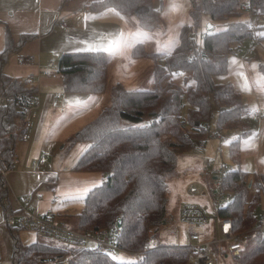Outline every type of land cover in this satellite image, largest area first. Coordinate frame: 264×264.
<instances>
[{
  "label": "trees",
  "instance_id": "obj_1",
  "mask_svg": "<svg viewBox=\"0 0 264 264\" xmlns=\"http://www.w3.org/2000/svg\"><path fill=\"white\" fill-rule=\"evenodd\" d=\"M240 2L193 0L192 23L182 27L179 43L170 52L153 53L137 44L132 55L152 60L155 87L128 89L117 83L111 88V104L69 139L73 146L88 144L71 170L103 174L102 184L82 196L83 206L73 228L114 230L122 219L116 242L123 250L142 251L154 240L158 245L142 261L121 262L96 249H72L41 241L36 235V241L25 243L21 230L7 226L13 242L11 264H53L62 259H66L65 264H188L195 253L192 248L164 243L160 232L175 221L170 214V185L178 174V160L205 140L216 113L211 110L210 94H214L216 109L220 110L216 113L217 132L238 131L228 146L235 168L223 180L224 189L233 199L220 208L219 218L232 221L234 234L246 232L257 222L256 207L264 196V176L250 174L241 167L243 141L252 133L249 109L231 81H218L229 73L236 48L252 35V21L240 20ZM107 8L136 15L144 30L153 32L158 27L161 9L154 7V0H95L87 10L101 12ZM248 8L251 16L264 18V0H248ZM202 14L216 25L200 34ZM190 30L196 32L194 37L188 35ZM38 36L23 34L16 43L7 29L5 47L0 52V97L7 98L0 106V203L5 217L14 211L2 169L8 172L14 168L17 142L11 133L37 89L23 77L6 74L4 67L12 54L21 52ZM108 64L109 56L103 50L64 53L58 61V78L65 93L101 95L108 90ZM259 69L264 76V63ZM174 72L187 75L185 88L172 80ZM245 236L242 250L234 256L237 264H264V235L251 232ZM226 255L222 251V257Z\"/></svg>",
  "mask_w": 264,
  "mask_h": 264
},
{
  "label": "rangeland",
  "instance_id": "obj_2",
  "mask_svg": "<svg viewBox=\"0 0 264 264\" xmlns=\"http://www.w3.org/2000/svg\"><path fill=\"white\" fill-rule=\"evenodd\" d=\"M199 1L200 0H196V2ZM154 5L161 10L159 12L158 27L153 32L142 29L138 25V17L136 15H124L126 21L123 18L125 27V33L123 36H126V40L123 45H120L122 44L120 43L117 45L116 49L113 50V53L108 55L109 64L107 92L102 95L69 94L72 96L71 98L76 99L72 106H77L76 104H78V107L82 106L85 109L80 120L70 114L71 108L68 105L69 98H67L69 95L64 92L60 96L58 94L60 107H50L48 114L46 115L44 128L42 129V132L45 134L42 136L46 138L43 147V155L46 154L45 156L47 159L52 158L55 163L65 165L67 167L74 165L77 162L84 150L88 147V144L78 143L73 146L72 142L68 140V138L77 134L82 127L94 119L104 107L111 104V88L114 85L122 83L128 89L140 90H152L155 87L152 60L145 58L135 59L131 56L130 49L133 50L137 43H140L145 46L148 51L153 53H167L172 51V49H174L179 43V36L182 27L186 24L192 23L191 11L193 9V0H154ZM244 7H248V0H241L240 2L239 10L243 13L240 20H250V22L252 21V23H256L259 26L257 32H261V34L264 35V29L262 28L264 18L260 15L251 16L252 14L250 10H246ZM116 12L117 14H120L118 11ZM134 19L137 21L136 24H134ZM211 23L212 21L209 16L202 14V30L207 29L208 25ZM201 27L199 28L200 31ZM190 31L192 34L189 36L194 37L196 32L194 30ZM244 46L249 47L250 44L245 42ZM255 48V53L249 56L251 58L250 67L252 72L254 71L253 81L255 86L249 84V88L247 90L248 94L243 95V102L249 109L248 117L252 133L243 141L241 167L245 172L250 174L258 173L264 176V104H260L264 102V94L261 93L264 91V76L258 66L259 63H264V41L257 44ZM244 73L247 74V72ZM185 75V73L174 72L172 80L176 84L184 86L185 88ZM218 81L226 82L223 81V78H219ZM188 82L193 84L191 79H189ZM209 98L212 112H217L214 94H210ZM257 113H260L263 116L262 120L255 117V114ZM182 114H186V108ZM216 115L217 114L214 113L209 125L210 130L217 132ZM60 132L64 135V137L57 140V136ZM237 134L238 131L219 134L228 141L220 143L218 140H207L205 148H200L199 144L201 142H199L190 152L178 160V174L171 179L172 181L170 185L172 193L170 201V214L175 218V221L172 224L165 226V228L160 232L161 240H163L164 243L173 246L193 245V242L189 241L187 238L186 225H181V233L176 237L170 235V230L174 224L177 223L181 206L184 203L191 202L201 204L206 207L207 210H210L211 205L207 201V198L189 195L187 191L188 186L194 182L205 184L209 188L214 186L211 181V172L207 169V165L210 162H222L225 165L233 164L228 155V146L231 139L236 137ZM211 147H213L212 150L209 149ZM39 159H37L36 162L40 161ZM189 168L192 170H187ZM59 197L60 198L54 202L55 208L51 214L57 221H64L73 227L76 223V214L83 206L81 200L82 196L69 198L70 196L68 195H62ZM226 202H228L227 198L223 200L224 204ZM258 206L259 209L257 210V213L263 214L264 196ZM213 225L214 219L206 226H197V229L203 233V239L209 240L213 238ZM21 236L25 243L34 242L37 239L33 233L26 231H22ZM40 240L49 241L43 237H41ZM113 257L121 262L136 260L133 256L122 252H118ZM221 264H237V261L232 255H228L222 257Z\"/></svg>",
  "mask_w": 264,
  "mask_h": 264
},
{
  "label": "crops",
  "instance_id": "obj_3",
  "mask_svg": "<svg viewBox=\"0 0 264 264\" xmlns=\"http://www.w3.org/2000/svg\"><path fill=\"white\" fill-rule=\"evenodd\" d=\"M92 1L95 0H0V52L5 47L6 30L9 29L16 43L23 34L39 35L37 39L28 43L21 53L34 55L36 61L42 65H46L49 61L58 64L59 59L55 58H60L64 53L96 50H103L108 55L113 53L117 45L120 43L123 45L126 40V36H123L125 14L119 11L120 14H117L114 8H107L101 12L88 11V5ZM58 22L65 26L57 25ZM136 23L134 19V24ZM130 50L133 57L132 49ZM15 55L14 53L10 56L4 67L6 74L24 78L32 72H38L35 65H18ZM250 59V57L241 59L233 56L229 73L222 77L223 81L230 80L242 97L248 94L249 84L255 86ZM46 71L50 70L41 71L40 78L32 82L34 85L39 84L38 116L33 137L28 141L17 142L15 155L17 162L14 163L13 170L6 174L13 214L22 212L21 206H26L34 212L52 216L54 202L60 198L59 196L68 195L69 198L84 196L95 185H101L103 182V174L100 172L72 171L73 165L68 167L59 165L52 158H48L39 167L34 166L37 159L43 155L46 138L42 136L45 135L42 129L46 115L50 107H53L51 104L58 94L60 96L65 93L62 81L59 78L49 77ZM261 93L264 94V91ZM71 97L67 96L71 108L70 114L80 120L85 109L82 106L78 107V104L72 106L76 99ZM255 117L259 120L263 119L260 113L255 114ZM63 137L60 132L57 140ZM24 196L30 199L28 203H20ZM4 219L5 215L0 203V264H11L13 242Z\"/></svg>",
  "mask_w": 264,
  "mask_h": 264
},
{
  "label": "built area",
  "instance_id": "obj_4",
  "mask_svg": "<svg viewBox=\"0 0 264 264\" xmlns=\"http://www.w3.org/2000/svg\"><path fill=\"white\" fill-rule=\"evenodd\" d=\"M244 9L247 10L249 8L244 7ZM57 25L65 26V24L59 22ZM258 27L259 26L256 23L251 24L250 30L252 31V35L246 41L250 44V46L245 47V43L240 45L235 50V57L246 59L255 53L256 45L264 41L263 36L257 32ZM202 32L203 30L201 27V31L199 33L201 34ZM191 34L192 33L190 31L188 35ZM15 58L18 65L37 66L38 72L28 74L24 77L26 80L33 82L37 78L39 79L41 76L40 72L45 69L51 71H46L49 77L58 78L59 76L58 64L54 61H49L46 65H42L40 62L36 61L34 55L21 52L17 53ZM35 89H37V95L31 97L29 106L26 109L23 118L18 122L17 126L11 133L16 142L28 141L33 137L35 121L38 116L37 106L39 99V84H35ZM6 99V97H0V106L5 104ZM52 105L55 108L60 105L59 96L54 99ZM216 111V113L220 112L218 109ZM257 117L259 118V115H257ZM207 135V138L199 144L200 148H205L207 140H218L220 143L228 141L226 138L219 135L218 132L210 130V125ZM46 161L47 157L44 156L40 161L35 162L34 166L39 167ZM16 162L17 157L15 156L14 163ZM234 168L233 164L225 165L222 162H210L207 165V169L211 172V181L214 186L209 188L205 184L198 182L191 183L188 186L187 191L189 195L205 197L211 205L210 210H207L206 207L201 204L191 202L184 203L181 206L177 223L174 224L170 230V235L176 237L181 233V225L184 224L187 226V238L189 241L193 242V245L188 246L195 252L188 264H221L222 251H226V256L232 255L233 257L240 253L246 240V233L261 232L264 235V213L259 214L257 222L242 234L233 233V223L230 219L219 218L220 208L230 204L233 199V195L224 189L223 180L226 174L233 171ZM2 174L6 176L7 172L2 169ZM226 198L228 202L224 204L223 200ZM29 201L30 199L28 196H24L23 200H20V203H28ZM20 209L22 212L5 217L4 223L6 226L15 227L21 231L33 233L38 237L47 238L57 245L67 246L72 249H96L109 256H115L118 252H122L131 254V256H133L136 260L142 261L146 257V253L158 245L157 241L154 240L146 249L129 253L123 250L116 242L117 237L121 235V227L117 226L114 230L100 228L80 231L74 229L64 221H57L49 214L34 212L27 209L26 206H21ZM256 209L258 210L259 206H257ZM213 219L214 236L212 239L205 240L203 239V233L197 229V226H206ZM65 262L66 259H62L53 264H65Z\"/></svg>",
  "mask_w": 264,
  "mask_h": 264
},
{
  "label": "water",
  "instance_id": "obj_5",
  "mask_svg": "<svg viewBox=\"0 0 264 264\" xmlns=\"http://www.w3.org/2000/svg\"><path fill=\"white\" fill-rule=\"evenodd\" d=\"M213 27H214V25L209 24L208 27H207V30H208V31H211V30L213 29ZM117 226H118V227H121V226H122V219H119ZM43 264H49V263L45 262V263H43ZM60 264H62V263H60Z\"/></svg>",
  "mask_w": 264,
  "mask_h": 264
},
{
  "label": "snow or ice",
  "instance_id": "obj_6",
  "mask_svg": "<svg viewBox=\"0 0 264 264\" xmlns=\"http://www.w3.org/2000/svg\"><path fill=\"white\" fill-rule=\"evenodd\" d=\"M95 187H99V185H95L94 188H95ZM92 190H94V189H90L89 191H92Z\"/></svg>",
  "mask_w": 264,
  "mask_h": 264
}]
</instances>
